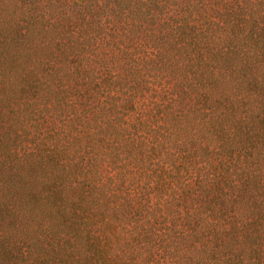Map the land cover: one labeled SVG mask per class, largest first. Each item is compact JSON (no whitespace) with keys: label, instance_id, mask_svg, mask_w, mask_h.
Masks as SVG:
<instances>
[{"label":"trees","instance_id":"1","mask_svg":"<svg viewBox=\"0 0 264 264\" xmlns=\"http://www.w3.org/2000/svg\"><path fill=\"white\" fill-rule=\"evenodd\" d=\"M0 264H264V0H0Z\"/></svg>","mask_w":264,"mask_h":264},{"label":"rangeland","instance_id":"2","mask_svg":"<svg viewBox=\"0 0 264 264\" xmlns=\"http://www.w3.org/2000/svg\"><path fill=\"white\" fill-rule=\"evenodd\" d=\"M25 140H26L27 142H29V141L34 142L33 139H31L30 136H29V137H25Z\"/></svg>","mask_w":264,"mask_h":264}]
</instances>
